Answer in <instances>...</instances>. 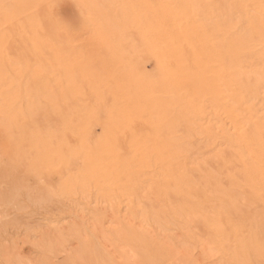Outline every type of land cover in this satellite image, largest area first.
I'll return each instance as SVG.
<instances>
[{"label": "bare ground", "instance_id": "6f19581e", "mask_svg": "<svg viewBox=\"0 0 264 264\" xmlns=\"http://www.w3.org/2000/svg\"><path fill=\"white\" fill-rule=\"evenodd\" d=\"M0 147L17 159L0 158L4 215L19 165L44 179L33 204L78 188L115 203L43 217L38 264H69L82 237L97 264H264V0H0ZM168 217L208 231L196 256L157 234Z\"/></svg>", "mask_w": 264, "mask_h": 264}, {"label": "rangeland", "instance_id": "374dc122", "mask_svg": "<svg viewBox=\"0 0 264 264\" xmlns=\"http://www.w3.org/2000/svg\"><path fill=\"white\" fill-rule=\"evenodd\" d=\"M15 156L16 154L15 152H13V150L11 151L8 148L0 147V158H14L15 160H17ZM16 169L17 171H19L16 174L18 184L25 185L26 183V187H24V191L22 190L23 192L21 191L22 193L19 195L20 197L18 196V204L16 205V208L14 207L15 209L12 208L14 204L11 203L8 205L9 211L7 210L6 215L2 214L0 209V250L3 251V254L8 255V259L10 262L9 264H16L18 261L24 263L25 261H27V259L32 260L36 264H38L43 259L34 251L35 247L32 244L38 242V240H34L33 236L34 230H39L36 228V226H42L43 223L46 224V221L43 222L42 220L43 217H46L49 221H53L60 213H62V211L68 212L72 210L74 215L79 219L88 220L92 215L93 209L98 208L102 211H110V209H113V205H115L110 196L108 197L102 192L93 190L91 191L87 188H78L70 193L61 191L54 192L52 190V194H50V198L47 197L46 203H41V205L33 204L30 200H28L29 193L25 192V190L28 189L38 191V189L43 188V186H41V182L43 183L44 179H40L39 176H34V174L31 173L29 169H25L21 165H19V167H17ZM7 181L9 180L7 179ZM2 182L3 180L0 181V187H2L3 185ZM5 185H7V183H5ZM9 186L10 182L8 183V187ZM139 191L141 192L140 198H143L142 200H144L146 211L149 213V216L152 217L153 210H155L158 206L157 200L155 199L157 190L154 189L152 183L144 182L142 188ZM1 207L2 206H0V208ZM253 214L258 215V210H253ZM184 219L186 218L181 217V221H183ZM166 220H169V217ZM162 225L163 224H159L158 226L155 225L156 227L161 228L158 229L159 233H157L160 235V237L167 239L170 242H172V240H174V242L179 241L178 243L180 245H184V247L191 252L192 248L195 247V242L200 241L203 243H208V241L210 240V234L207 230L202 229L201 223L197 220H195V222H192L191 231L180 230L179 227H181V223L179 222L178 224V222L174 221L173 219L167 221L163 226ZM25 227L27 230L25 229ZM160 230L162 231L160 232ZM27 231H32V233H30V237H32V239L26 237ZM103 237L107 241H109L108 236ZM82 239H84V241L78 242L77 240H75V238H68V242L72 241L70 244V248L73 250L72 256L69 257V264H97L96 262H93V260L90 258L91 256H89L85 252L87 251V237H82ZM19 245L22 248V254H24L23 260H20L21 257L17 258V256L11 253L13 252L12 249ZM9 248H11L10 250H12L10 251V254L8 251ZM196 254L197 253L194 252L193 255L196 256ZM212 254L213 252L211 250H207L206 255L212 256ZM14 256L16 257L15 260ZM202 256H200V258ZM36 258H38L37 261L34 260ZM212 260L211 261L213 263L210 262L211 264H218V260L216 259V257L213 256ZM14 261H16V263ZM167 262L168 261H166L165 263ZM161 263H163V260ZM210 263L207 262L204 264Z\"/></svg>", "mask_w": 264, "mask_h": 264}, {"label": "snow or ice", "instance_id": "6c2138e0", "mask_svg": "<svg viewBox=\"0 0 264 264\" xmlns=\"http://www.w3.org/2000/svg\"><path fill=\"white\" fill-rule=\"evenodd\" d=\"M68 27H69V30H71V26L69 25Z\"/></svg>", "mask_w": 264, "mask_h": 264}]
</instances>
